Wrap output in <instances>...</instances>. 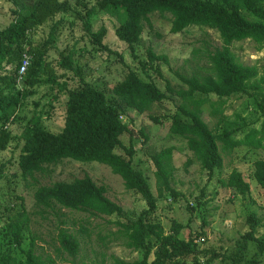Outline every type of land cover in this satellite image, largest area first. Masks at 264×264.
I'll return each mask as SVG.
<instances>
[{
    "label": "rangeland",
    "instance_id": "1",
    "mask_svg": "<svg viewBox=\"0 0 264 264\" xmlns=\"http://www.w3.org/2000/svg\"><path fill=\"white\" fill-rule=\"evenodd\" d=\"M20 1L33 5L36 0ZM58 1L66 3L69 9L29 29L22 57V60H30L28 70L37 58L41 59L42 79L54 77L55 83H42L31 88L23 81L26 74L22 78L17 74L16 90L12 93L24 89L19 95L23 102L3 127L9 137L4 142L5 148L0 150L3 174L0 180V252L11 250L17 264H25L23 252H27L33 242L35 253L45 264L140 263L142 252L129 248L123 224L126 226L137 220L148 208L147 202L128 190L123 179L110 167L98 162L65 159L46 166L45 171L36 174L34 179H24L19 165L25 145L24 134L32 120H39L53 133H60L64 128L68 90L80 87V78L74 71L62 68L61 54H72L74 66L82 68L85 81L105 92L111 102L116 98L112 89L130 71L145 81L154 82L164 92L168 85L177 92L188 90L183 78H203L214 73L209 54L223 47V41L217 31L199 26L173 34L171 15L155 13L150 16V22L145 23L141 42L131 49L115 35L119 25L116 16L95 11L93 18L87 17V9L94 8L96 0ZM19 5L11 0H0V32L15 20L14 11L20 9ZM87 22H91L94 32L101 27L107 28L104 42L108 51L97 49L91 43L85 30ZM230 49L240 63L258 68L259 76L254 84L264 93V45L245 40L233 43ZM149 50L166 56L168 62L151 63ZM14 71L13 66L7 67L8 76L13 77ZM31 91L34 93L25 95ZM171 98V101L154 104L144 114L127 109L121 117L131 131L122 136V144L125 148L133 147V168L144 175L157 198L156 209L147 220L161 224L167 235L174 224L181 225L177 238L187 244L193 242L192 252L175 257L172 264H264V252L259 251L258 245L259 241H264V189L254 178L255 162L264 161V121L260 119L253 126L255 141L261 142L260 147L241 145L224 153L223 169L210 172L201 166L185 139L171 134L170 117L175 113L176 103L182 102L180 97L171 95ZM210 98L211 102L202 105L201 109L203 119L211 129L222 132L225 122L235 126L242 124L240 119L246 123L255 120L253 99L246 94L233 96L223 105H217L220 107L218 113L212 106L213 102H218L217 97ZM249 130L238 138L244 139ZM169 147L174 149L172 187L179 195L173 197L167 193L158 198L152 156ZM116 153L126 156L121 147ZM188 160H192L189 166L186 165ZM233 171L242 174L249 184L248 191L223 185ZM85 176L97 186L105 187L107 197L123 209L122 215L94 216L58 207L44 212L37 207L35 193L38 187L59 181L72 182ZM22 209H25L23 215L27 223L23 226L19 246L11 241L9 226L20 218ZM61 229L68 230L79 241L76 256L61 247ZM152 240L151 245H157Z\"/></svg>",
    "mask_w": 264,
    "mask_h": 264
},
{
    "label": "trees",
    "instance_id": "2",
    "mask_svg": "<svg viewBox=\"0 0 264 264\" xmlns=\"http://www.w3.org/2000/svg\"><path fill=\"white\" fill-rule=\"evenodd\" d=\"M11 1L20 4V9L14 11L16 18L10 26L0 32V150L5 148L4 142L9 137L3 127L23 102L19 95L24 89L17 90L16 94L12 91L16 90L27 32L33 26L68 8L66 3H59L58 0H36L33 5L20 0ZM95 11L117 17L119 25L115 29V35L131 49L141 42L145 23H149L150 16L155 13L171 15L173 34H179L192 26L217 31L223 47L209 54L214 73L203 78H183L188 86L186 91L177 92L168 85L164 92L154 82L145 81L137 73L130 71L112 89L116 98L110 102L105 92L85 81L82 68L74 66L75 58L72 54H61L62 68L76 73L80 78V87L68 90L65 125L60 133L49 131L39 120L30 122L24 134L25 145L20 157L21 175L24 179H34L36 174L45 171L46 166L65 159L107 165L114 174L123 179L128 190L139 194L148 205L137 220L126 226L123 224L129 248L140 251L143 255L140 263L133 264H172L175 257L191 253L194 244H187L177 238L182 230L181 225L174 224L171 233L167 235L161 224L147 220V216L152 215L156 209L157 198L148 180L133 168V147L125 148L122 144V136L131 131L121 117L126 114L127 109L144 114L156 103L171 101V95L180 97L182 102L176 103L175 113L170 117V132L185 139L189 150L201 166L210 172L223 169L224 153H230L241 145L260 147L261 142L255 141L256 130L253 129L257 121H264V93L260 91L262 89L259 85L254 84L259 71L255 66L240 63L230 46L245 40L264 45V0H96V6L87 9V17L93 18L97 13ZM85 30L94 47L109 50L104 42L108 35L106 27L94 32L91 22H87ZM148 59L151 63L168 62L166 56L156 55L153 50L148 51ZM10 65L15 68L13 77L7 75V67ZM42 69V60L37 58L23 78L28 87L55 83L54 77L50 80L42 79ZM262 81L264 83V79ZM33 93L31 91L25 95ZM245 94L253 99L254 121L246 123L244 119H240L242 124L235 126L225 122V127L220 132L211 129L203 119L201 107L211 102V96L218 99L219 104L212 103L215 113H218L220 107L217 105H223L233 96ZM153 121L157 119L153 118ZM248 129L249 133L244 139L238 138V135ZM120 147L124 148L128 158L116 153V149ZM173 151L169 147L152 156L156 166L158 198L167 193L173 197L179 195L172 187L175 171L172 163ZM191 164L192 160L186 163L187 166ZM2 175L0 168V180ZM254 178L264 189L263 160L255 162ZM223 185L241 192L249 190V184L238 171H233ZM106 194L105 187L97 186L89 176H85L72 182L59 181L40 186L36 190L35 200L37 207L44 212L58 207L94 216L122 215L121 206L111 201ZM24 210L22 209L20 218L9 226L11 241L19 246L23 226L27 223ZM248 237L254 239L252 235ZM152 239L157 245H151ZM59 240L65 251L73 257L76 256L80 244L74 235L61 229ZM258 245L259 251L264 252V241H259ZM153 249L154 257L150 261ZM23 254L26 257L25 264H45L35 253L33 242L30 249ZM0 264H17L11 250L0 252Z\"/></svg>",
    "mask_w": 264,
    "mask_h": 264
},
{
    "label": "built area",
    "instance_id": "3",
    "mask_svg": "<svg viewBox=\"0 0 264 264\" xmlns=\"http://www.w3.org/2000/svg\"><path fill=\"white\" fill-rule=\"evenodd\" d=\"M29 65H30L29 58H25L21 64L19 71H18L20 78H22L26 74Z\"/></svg>",
    "mask_w": 264,
    "mask_h": 264
}]
</instances>
